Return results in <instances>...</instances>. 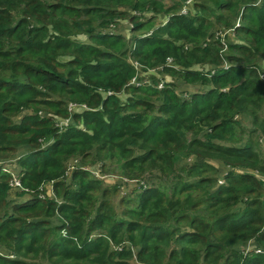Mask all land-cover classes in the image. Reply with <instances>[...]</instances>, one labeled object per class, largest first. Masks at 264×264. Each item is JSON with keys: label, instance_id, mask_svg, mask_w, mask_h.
<instances>
[{"label": "trees", "instance_id": "1", "mask_svg": "<svg viewBox=\"0 0 264 264\" xmlns=\"http://www.w3.org/2000/svg\"><path fill=\"white\" fill-rule=\"evenodd\" d=\"M263 147L264 0H0V264H264Z\"/></svg>", "mask_w": 264, "mask_h": 264}, {"label": "rangeland", "instance_id": "2", "mask_svg": "<svg viewBox=\"0 0 264 264\" xmlns=\"http://www.w3.org/2000/svg\"><path fill=\"white\" fill-rule=\"evenodd\" d=\"M170 1L171 0H166V3L167 4H170ZM149 16V15H148ZM164 20V19H163ZM162 21V18H159L158 19V21H157V24L158 23H160ZM118 32H120V33H122L123 35H125L127 38H129V37H131V33H130V31H129V29H130V26H129V24H127V23H124V22H122L118 27H116L115 28ZM222 35H223V37H224V39H225V41L226 42H233V41H235L236 40V37H234V34H233V32L232 31H230L229 32V30H222ZM79 39L81 40V41H86V38L85 37H79ZM156 73V71L154 72V71H150V72H148V73H140V77H139V79H140V81H139V83H146V84H151V81H150V77H151V75L152 74H155ZM163 77H165V78H167V76H162L161 78H163ZM162 80H164V79H162ZM176 82H178V92L179 93H181V92H187V93H193L194 91H204V87H201V86H199V87H196V86H190V85H186L185 83H183V82H180V81H176ZM122 97V99L125 101V100H127V98H128V96H126L125 94L124 95H122L121 96ZM264 148V147H263ZM9 167L12 169V170H14L15 171V169L18 167V166H16V163L15 162H13V163H9ZM92 169V171L94 172V171H97L98 173H99V168L97 167V166H94V167H92L91 168ZM226 169L224 168V167H222L221 168V173L222 174H225L226 173ZM16 172V171H15ZM100 174V173H99ZM222 180V179H221ZM106 181L109 183V186L111 185H119L120 187L122 186V189H121V192H120V194H121V196H123L124 194H128L130 191H131V189H133V188H135L136 186H133L132 184H129V183H126L124 180H122L121 178H119V177H115V176H111V177H107L106 178ZM16 192V191H15ZM15 192H13L12 191V193H11V196L10 197H12V198H15V196H16V193ZM116 201H119V199H117ZM118 203V202H117Z\"/></svg>", "mask_w": 264, "mask_h": 264}, {"label": "built area", "instance_id": "3", "mask_svg": "<svg viewBox=\"0 0 264 264\" xmlns=\"http://www.w3.org/2000/svg\"><path fill=\"white\" fill-rule=\"evenodd\" d=\"M232 31V30H231ZM230 32V31H229ZM220 37H221V39L225 42V39H224V37H223V35H222V31L220 32ZM137 81L136 80H134V82H133V84H135ZM160 88H161V86H160ZM80 108H84V107H72L71 109L72 110H77V109H80ZM2 165V167H3V171L4 172H7V173H10L11 175H12V180H11V182H10V187H11V190L13 191V192H15V191H17V192H21V191H23V189H22V187H21V183H20V180H19V174H18V172H19V170L16 168L15 169V171L14 170H12L9 166L10 165H8V164H5V163H2V164H0V166ZM94 173L96 174V176H98V177H100V175L101 174H99L100 173V170H99V173L97 172V171H94ZM221 182V181H220ZM46 186V185H45ZM44 186V187H45ZM43 187V188H44ZM53 189V188H52ZM41 191H42V189H41ZM46 193V192H45ZM47 195V194H46ZM48 196V195H47ZM41 197H42V195H41ZM51 198V197H50ZM127 244V243H126ZM123 247V246H122ZM117 250H121V247H118V248H116ZM249 251V248H248V250L245 252V253H247ZM261 252V249L259 248V249H256V253H260ZM138 263V262H137ZM139 264V263H138Z\"/></svg>", "mask_w": 264, "mask_h": 264}, {"label": "crops", "instance_id": "4", "mask_svg": "<svg viewBox=\"0 0 264 264\" xmlns=\"http://www.w3.org/2000/svg\"><path fill=\"white\" fill-rule=\"evenodd\" d=\"M25 153H26V149H24V150L22 149V150L20 151V153H18L17 156H16L15 158L10 159V160H7V162H0V164L5 163V164H8V165H9V163H13V162H15V163H16V166H18V165H17V160H18L19 158H21L23 155H25ZM17 169H18V167H17ZM44 190H45L46 194H47L49 197L54 198V193H53V189H52V186H51V185H46V186L44 187ZM15 193H17V191H16Z\"/></svg>", "mask_w": 264, "mask_h": 264}]
</instances>
